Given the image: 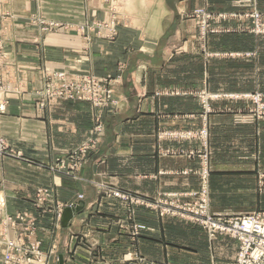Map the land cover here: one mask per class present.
<instances>
[{
  "label": "crops",
  "instance_id": "obj_1",
  "mask_svg": "<svg viewBox=\"0 0 264 264\" xmlns=\"http://www.w3.org/2000/svg\"><path fill=\"white\" fill-rule=\"evenodd\" d=\"M237 1L42 0L48 21L89 31L93 21L101 22L108 30L99 38L89 33L92 41L85 47L68 31L58 32L51 41L40 38L37 44H14L19 68L15 86L21 85L23 91L9 97L8 112L1 118L5 144L15 154L0 157L3 213L33 210L30 197L35 191L54 188L57 183L56 201L65 209L83 195L82 211L60 231L47 215L38 236L45 249L56 242L62 247L70 245L76 250L77 264L90 263L93 243L100 264H143V260L147 264H231L238 251V242L231 237L209 239L202 228L161 218L150 208L136 206L129 211L126 203L102 196L94 183H107L150 200L166 193L198 191L199 176L182 173L200 168L198 158L185 154L200 149V142L169 137V133L198 131L207 124L212 212L234 210L231 201L222 203L220 199L230 200L227 197L234 192L255 188L252 177L256 170L264 169V122L239 125L231 114L207 113L200 96L203 92L224 93L218 91L220 74L214 60L204 53H234L241 47L250 48L243 40L258 43L261 37L244 23L229 20L224 24L215 21V32L203 40L197 21L186 17L199 7L236 12ZM8 2L19 20L37 8L31 0ZM257 8L264 12V0H257ZM111 20L112 25H106ZM24 33L21 29L16 36ZM75 44L83 46L80 53H74ZM64 68L72 74L88 73L109 80L116 107L97 110L87 102L55 99L41 108L40 96L30 89L38 86L43 69ZM215 104L211 105L216 109ZM99 115L104 126L101 134L94 131ZM14 129L17 137L11 134ZM219 133H225V150L213 143ZM96 137L100 145L89 151L78 178L47 169ZM254 207L251 211H263V195L256 198ZM134 223L146 227L140 237L129 231ZM80 236L84 242L77 241Z\"/></svg>",
  "mask_w": 264,
  "mask_h": 264
},
{
  "label": "rangeland",
  "instance_id": "obj_2",
  "mask_svg": "<svg viewBox=\"0 0 264 264\" xmlns=\"http://www.w3.org/2000/svg\"><path fill=\"white\" fill-rule=\"evenodd\" d=\"M33 3H36V11L24 17L22 19H18L16 15L10 9L8 0H0V101L2 104H5L6 110L4 113H0V157L3 155H15L12 151L8 150V147L5 143H8L6 139L2 135L1 131V118L5 116L8 112V106L11 95L20 94L23 90L21 85H16L15 82L17 80L18 67L17 62L18 52L14 51L13 46L20 44L23 45L26 42V45H31L33 43H38L39 39L42 40L48 39V41L56 37L57 33L65 31L73 32V36L75 41L79 43H83L84 47L92 41V37L99 38L103 36V33L108 29L104 26L105 23L93 21L90 26V31L85 29V27H68L67 25H63L60 23H56L53 21H48L43 16V10L41 9L42 0H31ZM93 1V0H90ZM248 3V4H245ZM247 6V7H244ZM235 7L239 10L236 12H226V11H210L213 17L209 20L207 25L210 30L205 35L203 31H201L202 39L204 40L209 33L215 32L213 29L214 22L220 21V24L227 23L229 20H235L245 24V27L248 26L249 31L260 38V41L257 43L252 40L245 41L242 43L250 45V48H238L234 53L227 52H206L204 53L209 60H214L213 63L217 66V72L220 74L217 80L218 91L224 93H218L216 96L211 95L209 93L203 92L200 96L203 108L205 111L208 109L209 112L216 113H228L234 116L238 112H249L255 108L253 101L251 100L252 95L261 94L264 95V12L260 11L257 8V0H240L235 2ZM205 8V7H199ZM255 12L263 15V19H261L260 27L253 23L251 19V15ZM35 13V14H34ZM210 14V15H211ZM226 17L222 18V17ZM25 19V20H24ZM193 20V19H192ZM113 20H111L106 25H112ZM198 23V22H197ZM58 25V26H55ZM202 25V23H201ZM201 25L198 26L200 27ZM243 25V24H242ZM236 28V26L234 27ZM237 28H243L242 26H237ZM22 29V33L24 34L20 36H16V32ZM89 31V32H88ZM38 32V33H36ZM35 33V34H32ZM89 33H93V36H89ZM61 35V33L59 34ZM109 38V36H106ZM19 39V40H18ZM16 43V44H15ZM30 43V44H29ZM15 44V45H14ZM253 44H257V47H254ZM252 46V47H251ZM74 53H80L82 47H77L76 44L74 46ZM3 53L5 54L3 56ZM27 53V52H26ZM17 58V59H16ZM217 59V60H216ZM59 75L60 80L57 78ZM94 79L95 81H91ZM38 86H34L30 89V92L33 95H39L41 101L39 106L41 108H45L47 103L51 100L59 99V100H70L77 102H87L90 103L95 109H108L109 107H116L117 101L114 99V89L111 87V83L107 79H99L94 75L88 73H80V74H72L71 70L68 68L64 69H43L41 71V75L39 78ZM82 82L81 89L79 93L80 98L71 97L70 93L64 89L65 86H75V82ZM17 83V82H16ZM57 88L62 89L64 92L62 94L56 93L54 96L48 93L56 92ZM47 91H46V90ZM102 91H112L113 98L111 101L106 102V104L100 105V97ZM212 102L215 104L216 109L212 108ZM264 122V121H261ZM207 125V124H205ZM103 120L101 115L96 117V126L94 131L101 134L103 132ZM208 127V126H207ZM16 128V127H15ZM209 129V128H208ZM179 133V132H178ZM12 135L17 137V130L14 129ZM172 134L169 133V137H172ZM180 134V133H179ZM215 137V141L213 143L217 144L218 148L226 147L225 141V133L217 134ZM179 139V138H177ZM100 143L99 138H90L87 142L70 151L65 157L58 159L55 165H48L47 169L56 174H62L64 176L78 178L76 174L82 169L84 164L87 162L88 154L90 150L98 149ZM200 149L197 150H189L185 151V154L189 158H198L200 161V168L195 170H188L184 172L195 173V171L201 170L204 165L205 156L208 154L211 157L210 153V138L209 143L207 144L208 149L199 143ZM183 152V151H182ZM193 153V154H192ZM211 164V163H210ZM208 167V177L210 180L211 177V165ZM182 174H187V173ZM264 173V169H258L255 171V176L252 179L255 182V188L251 189L250 192H234L229 198L230 200L220 199L221 202L226 203L232 202V211H224L235 213V210H256L254 207L256 198L260 195L264 196V186L261 185V174ZM197 175V174H195ZM199 176V175H197ZM200 178V176H199ZM252 179H250V184L253 183ZM208 189V199L211 203V187L210 183ZM96 189L101 193L102 196L110 198L112 200H120L126 203L129 207V211L133 207L142 206L146 208H150L159 213L161 218H166L169 220L178 221V223H185L189 225H196L208 235L209 239L216 238L218 236H228L220 233H214L211 236L210 232L203 228L198 221L192 219L189 212L187 211L188 205L191 200L186 197V195L190 193H180V192H172L161 195L158 199L150 200L147 198H142L140 195L138 196L135 193L130 191H124L122 189L116 188L112 185L103 182L94 183ZM60 185L55 184L54 188L51 187H41L35 191V193L30 197L31 206L33 210L20 209L16 211V213L4 214L3 209H0V237H7L8 239L16 242L22 243V254L18 256V259L15 261L14 259L6 260L2 255H0V264H59L60 257L63 258V264H77L75 260L76 250L73 249L70 245H65L62 247L61 242H56V244H52L50 248H44V241L39 238L38 234L40 231V224L43 219L50 215L53 217L54 229L60 231L63 228H68L62 225V217L64 207L56 201V188ZM203 187V182L200 178V188L196 192H200ZM255 190V191H254ZM123 194L121 197L117 196L116 193ZM194 193V192H191ZM78 201L76 204L70 206L71 208L80 207L79 212H75L79 214L82 211V206L80 205L81 201H84V196L79 195ZM67 207V208H70ZM211 207V204H210ZM263 211H251L246 213H262ZM212 212V209L210 208ZM215 213V212H212ZM217 213V212H216ZM222 213V212H221ZM246 213H237V214H246ZM75 215V214H74ZM146 227L140 224H133L129 231L133 237H140L144 232ZM53 232V231H52ZM52 236V234H50ZM230 237V236H228ZM232 238V237H231ZM233 239V238H232ZM235 240V239H233ZM77 241H85L83 236H80ZM177 241V240H175ZM236 241V240H235ZM33 247H37L41 257H37L36 255L30 253L25 257V261L23 260V255H25V249L31 251ZM91 260L89 264H100L99 259L96 254V245H91ZM95 253V254H94ZM238 255V251L235 259L231 264H234ZM127 261H130L127 258ZM28 260H31L28 263ZM139 260V259H137ZM143 264L145 261H142ZM151 264H164V263H151Z\"/></svg>",
  "mask_w": 264,
  "mask_h": 264
},
{
  "label": "built area",
  "instance_id": "obj_3",
  "mask_svg": "<svg viewBox=\"0 0 264 264\" xmlns=\"http://www.w3.org/2000/svg\"><path fill=\"white\" fill-rule=\"evenodd\" d=\"M210 14L211 13L208 12L207 8L205 7L193 10L192 12L186 14V17L196 20L199 25L202 23L200 29L204 32L203 35H205L206 32L208 33L210 31L207 27L209 20L213 17V15ZM222 18L226 19L225 16ZM251 19L257 28H259L261 19H263V15L255 12L251 15ZM4 55L5 54L3 53V56ZM57 76V78L60 80V76ZM91 81L93 82L95 80L91 79ZM75 84L76 87L64 85V89L70 93L71 97L80 98L79 93L83 81H76ZM47 92L54 96L56 93L62 94L64 91L60 88H57L56 92ZM101 94L100 105L106 104V102L111 101L113 98L112 91H102ZM250 98L253 101L255 108L249 112L236 113L234 119L236 124L252 125L264 121V95L256 94L252 95ZM5 110V104H2L0 101V113H4ZM209 111L210 110L208 109L207 113H209ZM172 137L188 141L196 140L202 143L205 149H208L207 144L209 143L210 132L207 125H204L198 131L180 132V134H172ZM209 164L210 157L207 154L203 163L204 167L199 171H195L194 173L199 175L201 181L203 182L202 190L200 192H194L186 195V197L191 200L189 203H187L188 205H185L188 207L187 211L189 212L192 219L195 218V220L198 221L203 228L211 233V236H213L212 234L214 233H220L228 235L238 242V255L234 264H264V212L246 214L230 212L212 213L210 211L211 203L208 199L209 173L207 166H209ZM185 173L188 174V172ZM261 185L264 186V173L261 174ZM116 195L121 197L123 194L117 192ZM30 253L36 255L37 257H41L37 247H33L31 251L25 249V255H23L24 261L25 257ZM21 254L22 243H16L7 237H0V255H2L6 260L14 259L16 261L18 256ZM30 261L31 260H28V263Z\"/></svg>",
  "mask_w": 264,
  "mask_h": 264
},
{
  "label": "water",
  "instance_id": "obj_4",
  "mask_svg": "<svg viewBox=\"0 0 264 264\" xmlns=\"http://www.w3.org/2000/svg\"><path fill=\"white\" fill-rule=\"evenodd\" d=\"M79 211H80V207L66 208L63 212L62 225L64 227H67L68 224L70 223V221L73 219L75 212H79ZM59 264H63V258L62 257H60V263Z\"/></svg>",
  "mask_w": 264,
  "mask_h": 264
}]
</instances>
